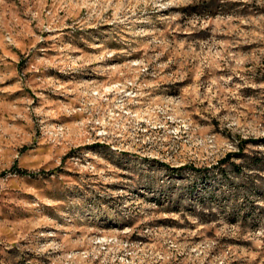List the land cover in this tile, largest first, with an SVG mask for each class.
Wrapping results in <instances>:
<instances>
[{
    "label": "rangeland",
    "instance_id": "obj_1",
    "mask_svg": "<svg viewBox=\"0 0 264 264\" xmlns=\"http://www.w3.org/2000/svg\"><path fill=\"white\" fill-rule=\"evenodd\" d=\"M0 264H264V0H0Z\"/></svg>",
    "mask_w": 264,
    "mask_h": 264
}]
</instances>
